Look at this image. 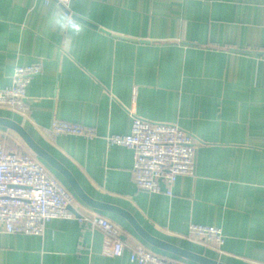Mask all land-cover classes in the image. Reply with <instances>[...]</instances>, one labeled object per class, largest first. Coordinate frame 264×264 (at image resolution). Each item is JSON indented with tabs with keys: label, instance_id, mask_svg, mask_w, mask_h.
<instances>
[{
	"label": "crops",
	"instance_id": "obj_1",
	"mask_svg": "<svg viewBox=\"0 0 264 264\" xmlns=\"http://www.w3.org/2000/svg\"><path fill=\"white\" fill-rule=\"evenodd\" d=\"M65 12L79 32L61 27ZM32 63L42 71L27 86V112L0 107V116L22 125L88 197L180 248L264 264V0H70L65 9L58 0H0V86ZM133 115L176 124L197 142L195 173L178 176L171 195L164 183L160 192L139 188L133 151L105 141L128 133ZM54 118L98 136L53 135ZM24 151L32 152L25 143ZM44 164L74 197L76 217L120 227L124 253L112 256L97 227L53 219L41 235L0 232V264H136L128 254L139 245L199 264L151 246L121 214L90 207ZM191 223L221 228L223 243L191 238Z\"/></svg>",
	"mask_w": 264,
	"mask_h": 264
},
{
	"label": "built area",
	"instance_id": "obj_2",
	"mask_svg": "<svg viewBox=\"0 0 264 264\" xmlns=\"http://www.w3.org/2000/svg\"><path fill=\"white\" fill-rule=\"evenodd\" d=\"M48 1V0H47ZM70 0H58L67 7ZM67 19L77 21L65 12ZM42 65H18L9 86H0V107L27 112L26 89L30 79L41 73ZM53 135H73L87 139L98 136L96 128L57 118L52 119ZM108 145L124 146L133 151V180L142 189L160 192L161 184L172 194L178 176L194 175L197 142L191 134L172 123H158L132 116L128 133L105 135ZM74 197L38 158L12 151L0 135V232L41 235L45 224L53 219L75 218L102 230L110 239V254L122 256L125 250L120 227L103 216H78L69 210ZM189 236L202 242L221 245V228L191 223ZM129 260L136 264H177L139 245L129 249Z\"/></svg>",
	"mask_w": 264,
	"mask_h": 264
},
{
	"label": "water",
	"instance_id": "obj_3",
	"mask_svg": "<svg viewBox=\"0 0 264 264\" xmlns=\"http://www.w3.org/2000/svg\"><path fill=\"white\" fill-rule=\"evenodd\" d=\"M0 127H4L14 131L40 160H42L49 167L60 173L67 180L69 185L72 187L73 191L84 203L96 209L111 210L121 214L131 223V225L133 226L135 231L140 235V237L151 246L173 253L180 257H184L199 264H223L215 259H211L204 255L188 251L186 249L168 243L162 239H159L144 230L137 223V221L128 213L113 209L109 205L91 199L84 193V191L81 189V187L79 186L73 175L70 173V171L54 156H52L48 151H46L42 146H40L24 129L22 125L10 118L0 116ZM68 208L71 212L76 214V211L72 205H70Z\"/></svg>",
	"mask_w": 264,
	"mask_h": 264
},
{
	"label": "clouds",
	"instance_id": "obj_4",
	"mask_svg": "<svg viewBox=\"0 0 264 264\" xmlns=\"http://www.w3.org/2000/svg\"><path fill=\"white\" fill-rule=\"evenodd\" d=\"M61 27L70 30L71 32H79L80 28L79 25L74 23V20H69L64 17L61 18Z\"/></svg>",
	"mask_w": 264,
	"mask_h": 264
},
{
	"label": "rangeland",
	"instance_id": "obj_5",
	"mask_svg": "<svg viewBox=\"0 0 264 264\" xmlns=\"http://www.w3.org/2000/svg\"><path fill=\"white\" fill-rule=\"evenodd\" d=\"M7 142L13 148H17L18 150L24 151V145L21 141H18V143H17V142H14V140H12V139H7ZM38 160H40V159H38ZM41 162L43 163V161H41Z\"/></svg>",
	"mask_w": 264,
	"mask_h": 264
},
{
	"label": "trees",
	"instance_id": "obj_6",
	"mask_svg": "<svg viewBox=\"0 0 264 264\" xmlns=\"http://www.w3.org/2000/svg\"><path fill=\"white\" fill-rule=\"evenodd\" d=\"M0 135L1 137L5 140V142L7 143V147L12 150V151H17V152H25V151H21V150H18L17 148H13L12 146H10L7 142V138L3 133L0 132ZM19 137V136H18ZM19 139L21 140V142L23 143L24 145V142L23 140L19 137ZM27 146V145H26ZM26 153V152H25ZM30 154V153H29ZM31 155H33L34 157L38 158L33 152H31ZM39 159V158H38Z\"/></svg>",
	"mask_w": 264,
	"mask_h": 264
}]
</instances>
